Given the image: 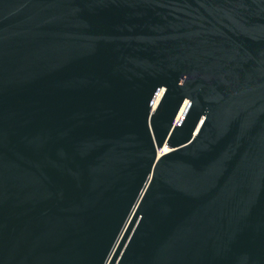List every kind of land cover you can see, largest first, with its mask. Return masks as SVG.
Masks as SVG:
<instances>
[{"label":"water","instance_id":"obj_1","mask_svg":"<svg viewBox=\"0 0 264 264\" xmlns=\"http://www.w3.org/2000/svg\"><path fill=\"white\" fill-rule=\"evenodd\" d=\"M0 264H264V0H0Z\"/></svg>","mask_w":264,"mask_h":264}]
</instances>
